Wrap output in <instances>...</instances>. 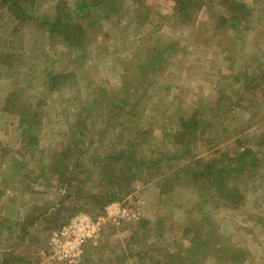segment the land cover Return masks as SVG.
Returning <instances> with one entry per match:
<instances>
[{
	"label": "rangeland",
	"instance_id": "rangeland-1",
	"mask_svg": "<svg viewBox=\"0 0 264 264\" xmlns=\"http://www.w3.org/2000/svg\"><path fill=\"white\" fill-rule=\"evenodd\" d=\"M17 1L52 22L80 0ZM234 1L251 13L232 31L223 0H193L186 14L174 0L107 2L82 22L84 46L73 51L0 0V264H264V0ZM64 71L75 78L50 94L47 73ZM11 94L12 108L39 114L36 147L26 148L20 117L5 107ZM195 113L209 124L192 139L197 158L253 152L247 172L226 181L229 195L196 182L183 158L138 172L130 193L103 210L93 203L102 194L94 164L80 175L83 194L65 200L51 161L65 148L85 152L86 165L132 148L155 159L179 116ZM76 218L99 233L61 261L56 234Z\"/></svg>",
	"mask_w": 264,
	"mask_h": 264
},
{
	"label": "trees",
	"instance_id": "trees-1",
	"mask_svg": "<svg viewBox=\"0 0 264 264\" xmlns=\"http://www.w3.org/2000/svg\"><path fill=\"white\" fill-rule=\"evenodd\" d=\"M113 1L114 0H80L77 2V9H75V12H72L70 15L63 14L62 16L52 20V22L50 19L40 20V18H32L27 14V12L20 11L21 6H18L17 0H2V4L5 6L9 5L12 9L16 10L17 15L15 16L17 18L23 17L29 20L35 19V22L38 21L40 29L46 28L50 33H53L56 37H58V39H61L68 49L75 51V49L78 48L82 51L84 46L83 36L86 35L85 33L90 26L88 23L83 24L82 22L92 19L95 9L107 2L112 3ZM174 1L177 4V12L178 9H180L181 12L184 11L186 14L189 10L192 9L193 11L196 8V2H193V0ZM223 1V5L229 13V15L223 16L222 18L223 28L230 31L237 30L250 15L251 9L246 6V3L241 1ZM22 9L24 8L22 7ZM69 11L70 10L67 12ZM67 12L65 10V13ZM156 59L157 58H154L151 65L149 64L150 70H153L156 66H158L159 61ZM69 77L75 78L70 71L53 73L48 72L47 79L43 87H47V91H49L50 94L59 92L65 84L66 78L69 79ZM12 96L13 94L7 97L5 107H7L8 111L14 112L20 117V122L22 123L21 126L24 127L22 134L26 139V148L30 149L31 147H36L39 140L36 138L37 134L35 127L37 124L35 115L39 114L37 112L32 113L30 110L26 112L27 110L12 108V104H14L13 99L11 100ZM132 99L133 96L126 99L120 107L122 111L121 113L126 115L124 120L131 115V110L133 109L135 103ZM201 122L203 123L201 124ZM197 128H199L198 131L196 130ZM208 128L209 124L205 122L202 117L200 118L197 116L196 113L188 120L186 116H179L178 121L175 123V131L171 136H166V138H168L167 142L170 145V149L159 154L160 156L155 159L148 158L147 155H144V153L137 148H132L116 150L114 153L106 157H97L96 160L90 161L91 163L86 165L84 164L85 160L83 159L85 152H81L79 157L75 158L74 149L71 148V146H68L63 151L58 153L54 159H51L52 168L57 174L59 183L65 187L64 190L67 193L65 200H67L73 195H77V193L78 195L81 193L83 194V189L80 188L79 183H83L84 180H80V175L86 174L88 172L87 170H91L90 167L96 164V168L94 170L95 177L98 180V185L101 187L100 192L102 194L94 196L95 198L93 203L95 206H98L100 210H103L105 205L108 203L117 201L121 199V197L128 195L130 193L131 184L136 179L138 172L142 174L144 173L142 172L143 170L151 172L153 170L163 169L161 167L164 164H171L172 162L178 163L183 158H190L191 163L187 168L190 172L187 173L193 175L196 182L204 180L211 185L218 187L217 190L219 192L228 193L224 192L226 191L225 187L227 186L226 181L234 175L235 172L243 170H245L244 172H247V169L249 168L247 167V162L250 161L252 163L254 160L253 152L251 148H246L244 151H238L237 149L233 158H231V156L218 159L197 158V156H195L192 152L193 143L191 142L197 135L204 134ZM31 130H33L34 133ZM196 131L197 134H195ZM78 137L83 141H87L90 136L88 132H86V134L80 132ZM240 143L241 142L238 143L237 148H240ZM255 161L257 160L255 159ZM150 172L148 173L151 174ZM69 173H71V177L67 176ZM91 195L93 194L90 193L89 196ZM227 195H229V193ZM88 199L89 198H86L87 202Z\"/></svg>",
	"mask_w": 264,
	"mask_h": 264
},
{
	"label": "built area",
	"instance_id": "built-area-1",
	"mask_svg": "<svg viewBox=\"0 0 264 264\" xmlns=\"http://www.w3.org/2000/svg\"><path fill=\"white\" fill-rule=\"evenodd\" d=\"M119 224L114 221V224ZM89 222L82 218H76L72 223L63 228L56 234L54 242L55 254L61 261L75 260L80 257L81 244L86 240L92 238L95 234L99 233L96 227H92ZM72 238H74L72 240Z\"/></svg>",
	"mask_w": 264,
	"mask_h": 264
}]
</instances>
